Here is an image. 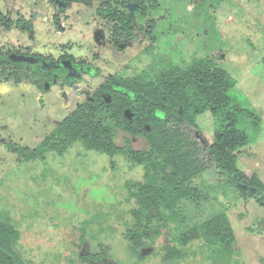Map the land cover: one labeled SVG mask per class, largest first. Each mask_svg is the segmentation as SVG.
I'll use <instances>...</instances> for the list:
<instances>
[{"label": "rangeland", "instance_id": "374dc122", "mask_svg": "<svg viewBox=\"0 0 264 264\" xmlns=\"http://www.w3.org/2000/svg\"><path fill=\"white\" fill-rule=\"evenodd\" d=\"M69 1L0 0V51L72 59L65 63L71 69L86 63L74 86L42 92L30 82H0V222L19 232L0 250L26 264H264V207L255 192L246 194L214 168L209 151L199 153L208 165L194 180L228 215L232 250L209 246L203 236L184 243L164 228L143 254L127 236L137 207L127 182L145 180L142 165L126 152L111 156L79 140L61 150L43 143L111 77L186 70L208 58L236 79L232 99L261 121L258 133L251 128L252 142L234 153L240 173L264 183V0ZM122 15L133 18L131 38ZM195 124L209 144L216 142L219 117L206 111ZM126 136L118 127L114 139L124 146ZM146 143L138 136L131 145ZM10 144L28 149L30 158ZM169 245L180 255L167 256Z\"/></svg>", "mask_w": 264, "mask_h": 264}, {"label": "trees", "instance_id": "16d2710c", "mask_svg": "<svg viewBox=\"0 0 264 264\" xmlns=\"http://www.w3.org/2000/svg\"><path fill=\"white\" fill-rule=\"evenodd\" d=\"M72 1L89 2H69ZM121 18L126 36L133 37L132 16ZM30 27L31 24L24 26ZM14 54L19 58L13 57ZM5 77L16 83L29 79L44 89L46 84L73 85L80 78L75 70L54 62L50 56L0 51V79ZM236 82L230 73L208 58L194 59L186 70L171 66L154 75L145 73L123 80L111 77L93 101L83 104L57 127L43 142L44 148L61 150L79 140L111 156L126 152L134 164L142 165L145 180L127 182L128 191L137 203L132 211L135 224L127 236L142 247L143 254L164 228L172 237L174 234L182 237L184 243L203 236L209 246L229 252L236 236L228 215L224 209L214 207L218 205L197 186L194 177L208 165L199 153L209 151L214 168L236 187L237 183L246 184L249 190L245 193L255 192L254 198L264 207V183L255 174L247 177L237 168L235 150L252 142L251 130L258 133L261 121L229 95ZM118 87L127 92L117 90ZM126 109L131 110L132 118ZM157 111L165 115L162 117ZM206 111L221 119L216 142L212 144L195 124L196 116ZM118 127L128 135L124 146L114 139ZM193 130L196 131L192 133ZM138 136L146 140L145 148L132 147L133 137ZM9 148L18 154L25 151L28 154L25 157L31 154L18 145L10 144ZM15 233L19 232L12 224L0 222V249L3 243L12 246ZM178 253L177 247L168 246L167 256L176 257ZM0 264L26 263L14 251L0 250Z\"/></svg>", "mask_w": 264, "mask_h": 264}, {"label": "flooded vegetation", "instance_id": "af4514ba", "mask_svg": "<svg viewBox=\"0 0 264 264\" xmlns=\"http://www.w3.org/2000/svg\"><path fill=\"white\" fill-rule=\"evenodd\" d=\"M28 52H26V54H27ZM28 54H31V53H28ZM33 54V53H32ZM34 54H36V53H34ZM16 56H17V54H16ZM53 61L54 62H58V63H60L61 65H63L64 67H66V65H65V63H70L71 61H72V59H65V58H63V59H61V60H57V61H55L54 59H53ZM86 63L85 62H83V61H81V62H79V69H73V70H75L76 71V73L80 76V78H79V80L75 83V84H73V85H61V86H74V85H76L77 83H79L80 81H82V79H83V72H82V68H84L86 65H85ZM67 68V67H66ZM69 68V67H68ZM70 69V68H69ZM12 80L14 83H16L13 79H11V78H9V77H5V78H3V79H0V82L2 81V80ZM20 82H30V83H32V84H34L40 91H42V92H45L46 90L44 89V88H40L38 85H36L33 81H30L29 79H25V80H22V81H20ZM20 82H18V83H20ZM18 83H16V84H18ZM47 85H49V84H46L45 85V88H46V86ZM54 85H60V84H53V85H51V86H54ZM47 88H48V86H47ZM46 88V89H47Z\"/></svg>", "mask_w": 264, "mask_h": 264}, {"label": "water", "instance_id": "95a60500", "mask_svg": "<svg viewBox=\"0 0 264 264\" xmlns=\"http://www.w3.org/2000/svg\"><path fill=\"white\" fill-rule=\"evenodd\" d=\"M15 55V54H14ZM13 55V57H15V58H19L18 56H14ZM68 63V62H67ZM67 67V66H66ZM68 68V67H67ZM71 69V68H70ZM126 114L129 116V117H131L132 116V113L128 110V111H126ZM157 114L158 115H160V116H164L165 115V113L163 112V111H157ZM237 185H238V187L239 188H241L242 190H245V191H247V190H249V187L246 185V184H243V183H237Z\"/></svg>", "mask_w": 264, "mask_h": 264}]
</instances>
